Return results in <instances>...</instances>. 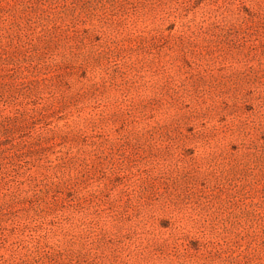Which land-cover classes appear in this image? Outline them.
<instances>
[{"label": "rangeland", "instance_id": "1", "mask_svg": "<svg viewBox=\"0 0 264 264\" xmlns=\"http://www.w3.org/2000/svg\"><path fill=\"white\" fill-rule=\"evenodd\" d=\"M164 0H0V264H157Z\"/></svg>", "mask_w": 264, "mask_h": 264}]
</instances>
